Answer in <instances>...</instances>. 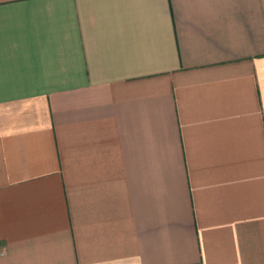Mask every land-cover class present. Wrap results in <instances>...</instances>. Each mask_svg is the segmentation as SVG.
<instances>
[{"label": "crops", "instance_id": "obj_1", "mask_svg": "<svg viewBox=\"0 0 264 264\" xmlns=\"http://www.w3.org/2000/svg\"><path fill=\"white\" fill-rule=\"evenodd\" d=\"M0 264H264V0H0Z\"/></svg>", "mask_w": 264, "mask_h": 264}]
</instances>
